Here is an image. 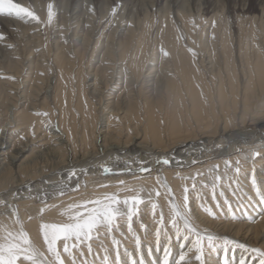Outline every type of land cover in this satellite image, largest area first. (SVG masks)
Wrapping results in <instances>:
<instances>
[{"label": "bare ground", "instance_id": "bare-ground-1", "mask_svg": "<svg viewBox=\"0 0 264 264\" xmlns=\"http://www.w3.org/2000/svg\"><path fill=\"white\" fill-rule=\"evenodd\" d=\"M248 1L96 0V19L89 0H56L48 54L44 1L14 0L45 23L0 15V223L11 225L9 206L16 207L34 243L46 250L42 222H60L67 204L117 192L124 181L143 186L145 200L142 218L134 216L135 235L124 220L113 232L123 264L140 248L149 264H163L170 248L169 264H175L187 242L171 228L164 185L177 201L187 186L198 228L246 246L212 251L214 264L225 258L228 264H259L250 249L264 250V202L251 177L254 171L264 191V0ZM234 13L240 19L229 20ZM45 201L57 207L41 218ZM161 212L173 237L170 243L162 237L164 247L156 236ZM100 231L91 253L86 244L73 250L76 264H105V249L116 264L112 237ZM65 260L71 264L67 254ZM192 264L198 262L193 258Z\"/></svg>", "mask_w": 264, "mask_h": 264}, {"label": "snow or ice", "instance_id": "snow-or-ice-1", "mask_svg": "<svg viewBox=\"0 0 264 264\" xmlns=\"http://www.w3.org/2000/svg\"><path fill=\"white\" fill-rule=\"evenodd\" d=\"M115 13V8L112 10ZM0 15L7 17H14L20 20H35L38 23H45L36 14L30 6L26 7L21 3H16L14 0H0ZM56 13L52 3L47 4V19L46 23L51 24L54 20ZM194 26L195 20L192 21ZM5 39L3 33H0V40ZM11 47V45H10ZM164 56H168L169 53L161 49ZM190 52H195L193 49H189ZM14 79V77H9ZM47 116V113H42ZM259 152H253V156H259ZM168 163V161H165ZM237 167L235 171H240V161H236ZM231 166V161L226 162V168ZM215 169H219V165L214 166ZM105 173H110L111 169L105 168ZM141 173L149 171L147 168H141ZM71 176L76 175V171L73 170ZM197 175H201L197 173ZM193 181L194 177H191ZM217 181L221 178L217 176ZM251 183L256 193L259 195L260 200L264 202V191L261 190L260 185L257 182L255 172L253 171L251 177ZM121 185L119 191L114 193H103L93 199L80 200L75 203H69L61 211V215L65 217L60 222H42L40 224V232L42 234L43 243L46 245V250H41L34 241L30 234L25 229L23 222L19 217V212L16 207L9 206L11 208V216L15 217L12 220V224L0 223V264H67L65 260V254L71 259V264H76L77 257L74 249H79L80 245L86 244L89 253L92 252V241L99 239L101 229L105 234L112 237V244L116 246V264H119V245L120 241L116 239L113 232L119 230L121 220H124L127 224L129 232L135 235L132 227L133 217L137 215L139 211V205L144 203L142 193L145 191L143 186L138 187H126L124 181H120ZM167 188V195H169V222L171 228L175 232L177 240H183L187 242L182 245L181 252L176 259L175 264H192L194 258L198 264H214L211 257V252L218 248H223L225 254L228 251L229 245H236L239 247H246L245 245H237L236 241L229 240L227 237L219 238L214 234L208 232V230H200L194 223L192 216V210L189 207V188L184 186L182 201H177L172 194V190L167 184L164 185ZM206 186V185H205ZM76 189H79L80 185L77 184ZM107 187V185H102ZM193 190H196V183L191 185ZM215 191V184L213 185V192ZM132 193L131 195H125L121 198L120 193ZM59 196L65 195L63 188L58 190ZM156 196L161 193L156 190ZM223 193H221L222 195ZM197 195L199 192L197 190ZM7 204V202H4ZM50 207H57L56 205H48L45 201V207L40 209L41 218L43 213ZM203 207V206H202ZM217 207L219 204L217 203ZM243 207V205H241ZM156 203H152L153 215L155 216ZM229 211L232 209V205H228ZM203 210L216 217V213L210 207H204ZM32 219V217H29ZM159 227L156 230V236L159 238L161 231H165V219L163 212L160 213L159 219L156 221ZM141 227H144L142 224ZM123 235V233H121ZM169 243L171 237H168ZM222 239V244L218 241ZM137 246L140 244L139 237H136ZM190 243V246L188 244ZM186 248V250H184ZM250 251L259 258V264H264V250L260 248H251ZM189 253H194L193 257L189 256ZM84 253L81 252L80 255ZM171 254L170 248L164 249V261L163 264H169V256ZM105 264H112L107 256V249H105L104 256ZM131 264H137V260L133 259ZM139 264H144L143 256L139 259ZM224 264H228L225 258ZM241 264H245L242 259Z\"/></svg>", "mask_w": 264, "mask_h": 264}, {"label": "rangeland", "instance_id": "rangeland-1", "mask_svg": "<svg viewBox=\"0 0 264 264\" xmlns=\"http://www.w3.org/2000/svg\"><path fill=\"white\" fill-rule=\"evenodd\" d=\"M42 1H44V5H45V6H43V8L45 7L44 9H45L46 13H47V4H48V3H52L53 6L55 5V3H57L56 0H42ZM46 1H47V2H46ZM52 1H54V2H52ZM228 1H229V0H223V4L226 6L227 3H228ZM89 2H90L91 5H92V9H93V11H94V13H95L94 16H96L95 18H96V19L99 18V16H100V10H99V8L97 7L98 4H96V0H89ZM238 4H239V3H238ZM248 4H249L250 6H253V5H254V1H253V0H249V1H248ZM54 7H55V8H54V9H55L54 11H56V9H57L58 6L55 5ZM112 7H113V6H112ZM68 11H69V10H68ZM57 12H58V11H57ZM57 12H55V13H57ZM98 12H99V13H98ZM97 14H99V15H97ZM67 15H69V12L66 13V16H67ZM41 17H42V16H41ZM67 17H69V16H67ZM230 18H231L232 20L234 19L235 21H237L238 19H240V15H239L238 13H234V14H233V18H232V17H229V20H230ZM40 19L43 20L44 18L42 17V18H40ZM53 21H54V20H53ZM66 23H67V25H69V24L71 23V20H67ZM204 23L206 24V20H205V19H203L202 22L200 23V24H201V25H200V29H202L201 27H204V25H205ZM46 24H47V23H46ZM202 25H203V26H202ZM51 26H52V27H51ZM47 29H48V32L45 31V35H44V37H45L44 40L47 41V42H46V41L44 42V46L46 47V48H45V47H44V48H45V50H46L47 53H48L49 48H51L50 45H51V39H52V33H53V32H51V31H53V29H55L54 22H52L51 25L49 24V26L47 27ZM47 29H46V30H47ZM18 33L21 34V32H18ZM50 33H51V34H50ZM46 34H48V35H46ZM248 37H249V36H248ZM46 38H47L49 41H48ZM46 43H47V44H46ZM52 46H53V45H52ZM152 46H153V44L151 45V48H152ZM47 47H48V48H47ZM52 48H53V47H52ZM238 51H239V50H238V45H237V51H236V52H238ZM48 54H49V53H48ZM236 56H237V58H238V57H239V53H237ZM239 59H240V58H238L237 60H239ZM87 64H89V63H88V62L86 63V61H84V64H83V67H82V68H84L85 76H86V73H87V71H88L87 69L90 68L89 65H87ZM239 69H241V68H239ZM209 79H210V77H209ZM144 200H145V199H144ZM139 212H140V211H139ZM142 213H143V211H141V212L139 213V215L137 214L136 216H138L139 218H142ZM133 219H134V221H132V223L135 225V223H136V221H135V217H133ZM141 222H142V221H141ZM142 223H143V222H142ZM143 225H144V223H143ZM144 226H145V229H146V225H144ZM165 232H166V233H165ZM167 232H168V235L165 236V235L167 234ZM162 234H163V236H161ZM170 235H172V233L169 232L168 229H167V230L165 229V231H163V233L161 232V234H160V236H159L158 245L164 247V245H163V243H162V242H163V238H164V237H168V236L171 237ZM162 237H163V238H162ZM172 238H173V237H171V241L173 240ZM160 241H161V243H160ZM161 244H162V245H161ZM160 246L158 247V249H160ZM142 251H143V248H140V252H139V253H137V254L131 253L130 256L127 255V256L125 257V259H126V264H131V263H129V262H131L133 259H135V260L137 259V260H138V261H137V264H139V259H140L141 255L143 256V259L145 258V259H144V263L146 262L145 264H147V263L149 264V261H148L147 258H146V257H147V253H143ZM119 252H120V251H119ZM131 252H132V251H131ZM149 252H150V251H149ZM237 252L240 253L239 251H237ZM142 253H143V254H142ZM108 254H109V253H108ZM132 254H133L134 256H133ZM139 254H140V256H138ZM153 254H154V253H152L151 257H153ZM136 255H137V256H136ZM145 255H146V256H145ZM104 256H105V255H104ZM109 256L111 257V256H113V254H109ZM123 257H124V256H120V260H119L120 263H119V264H121V263L123 264V263H124V262H122V261H123V260H122ZM132 257H133V258H132ZM157 257H159L158 254L156 255V257L154 256L155 259H156ZM131 258H132V259H131ZM114 263H116V262L114 261Z\"/></svg>", "mask_w": 264, "mask_h": 264}]
</instances>
